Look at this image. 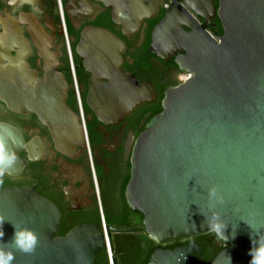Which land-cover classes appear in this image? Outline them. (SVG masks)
<instances>
[{"label": "water", "instance_id": "water-1", "mask_svg": "<svg viewBox=\"0 0 264 264\" xmlns=\"http://www.w3.org/2000/svg\"><path fill=\"white\" fill-rule=\"evenodd\" d=\"M129 1L131 16L120 20L134 28L149 15L141 13L143 0ZM178 1L171 0L153 27L151 49L162 58L174 55L187 77L163 91L160 111L133 140L125 201L141 214L143 230L156 245L148 264H193L202 246L184 243L210 233L207 218L213 214L227 224L226 234L235 229V236L221 241L208 264H229V257L231 264H249L250 233L254 241L264 240V0H218L217 6L212 0H184L202 24ZM215 15L222 32L213 38L205 26ZM32 39L50 70L37 77L25 63L27 41L13 36L7 45L17 50L14 57L5 56L9 65L0 78V100L11 111L36 113L64 152L83 137L82 125L48 63L53 57L47 37L38 32ZM124 50L121 39L101 27L83 29L75 44L88 75L85 103L99 121L116 123L155 98L149 83L121 70ZM0 143L14 156L3 173H19L25 165L18 156L24 146L20 132L0 123ZM0 216L6 220L0 247L12 252L11 264H96V254L106 249L95 224L57 235L59 210L27 186L0 190ZM10 222L36 234L32 252L11 242ZM105 229L112 251L110 233L133 228ZM111 261L117 264L114 257Z\"/></svg>", "mask_w": 264, "mask_h": 264}, {"label": "flooded vegetation", "instance_id": "flooded-vegetation-1", "mask_svg": "<svg viewBox=\"0 0 264 264\" xmlns=\"http://www.w3.org/2000/svg\"><path fill=\"white\" fill-rule=\"evenodd\" d=\"M212 2L217 6L218 0ZM129 3V0H0V78L9 65L6 57H14L16 54L17 47L7 45L15 35L24 38L29 45L25 51V63L35 71L37 77L43 78L46 75V71L50 69L40 55V46L35 45L32 39V35L40 32L49 41L47 53L53 59L48 63L57 79L66 86V104L72 113L78 114L68 75L70 69L66 63L68 57L64 33L71 50V45L75 48L83 29L101 27L117 35L125 45L121 70L130 73L139 83H149L155 92V98L162 96L166 88L182 80L174 55L162 58L151 49L153 27L164 16L171 0H143L141 13L149 17L143 18L134 28L120 20L131 16ZM178 3L197 24L205 21L184 0H179ZM205 31L213 38L221 34V25L216 15L205 26ZM124 32L129 33V37H125ZM76 57L77 62L72 54L75 75L78 72L80 76L79 79L76 76V79L81 104L82 97L85 104H82L83 137L73 140L72 147L64 152L57 148L48 126L36 113L11 111L0 100V123L12 125L20 132L24 146L19 150L18 156L25 161L22 170L15 175L0 173V190L12 186H27L52 201L61 215L57 235H63L75 225H98V217L101 219L102 215L105 221V213L110 214L115 221L123 220L124 202L120 186L127 174L131 145L144 121L142 111L137 108L116 123L99 121L85 103L88 75L77 55ZM130 218L133 223L137 214H130ZM127 228L140 233L137 226ZM132 237L138 240V236ZM204 238L213 251L222 248V243L219 246L211 232L184 244L201 245V252ZM143 244L141 243L144 247ZM175 245L177 244L167 248ZM155 247L156 245L152 249Z\"/></svg>", "mask_w": 264, "mask_h": 264}, {"label": "trees", "instance_id": "trees-1", "mask_svg": "<svg viewBox=\"0 0 264 264\" xmlns=\"http://www.w3.org/2000/svg\"><path fill=\"white\" fill-rule=\"evenodd\" d=\"M221 32V31H220ZM71 50L73 54V59L75 62H77V57L74 52V45H71ZM66 58V54H65ZM66 63L68 65V60L66 58ZM69 75V80L71 82V76ZM77 79H79V74L76 72ZM161 95L156 97L153 101L145 103L141 105L140 107L137 108V110H141L143 115H144V121L138 131V133L143 129L145 123L157 112L160 111L161 106H160V99ZM73 101H74V106L75 109L77 110L76 106V99L75 96L73 95ZM82 104H84V99L82 97ZM137 133V135H138ZM129 177V161L127 165V174L123 178L120 186V194L122 197V200L124 202V209H123V220L118 219L114 220L110 214L105 213V225H113L116 227H132V226H137L140 228V233L139 232H132V231H114L110 233L111 237V244H112V251H111V256L116 259L117 264H148V257L149 254L152 250V248L155 246V244L148 238L146 233L143 230V225L141 223L142 216L141 214L137 212H133L128 205L125 203L124 200V186L128 180ZM136 213L137 218L134 220L132 223L130 214ZM98 226L101 228V219L98 217ZM138 236V240L136 238H133L132 236ZM219 242V246L221 241L217 240ZM141 243H144V247L141 245ZM171 246V245H169ZM217 252V251H216ZM213 251L208 242L207 239H203V248L195 258L192 259L193 264H208L213 256L216 253ZM96 263L98 264H108V258L106 251H100L96 254Z\"/></svg>", "mask_w": 264, "mask_h": 264}, {"label": "clouds", "instance_id": "clouds-1", "mask_svg": "<svg viewBox=\"0 0 264 264\" xmlns=\"http://www.w3.org/2000/svg\"><path fill=\"white\" fill-rule=\"evenodd\" d=\"M13 159L14 156L6 152L4 150L3 143H0V173L4 172L5 166H7ZM5 221L6 220L0 216V240H3V224ZM11 225L13 227V234L10 238L11 242L23 252H32L37 243L36 234L27 227H18L13 223H11ZM207 227L214 237L223 243L229 240L230 237L235 236V229H233L231 233L226 234L227 224L219 219V216L216 214H213L211 217L207 218ZM250 240L252 246L249 249V264H264V240L254 241L252 238V233H250ZM13 258V254L10 250H8L6 247H0V264H11ZM229 264H231L230 257Z\"/></svg>", "mask_w": 264, "mask_h": 264}, {"label": "built area", "instance_id": "built-area-1", "mask_svg": "<svg viewBox=\"0 0 264 264\" xmlns=\"http://www.w3.org/2000/svg\"><path fill=\"white\" fill-rule=\"evenodd\" d=\"M62 19V18H61ZM63 21V20H62ZM64 41H65V46H66V52H67V57H68V65H69V69H70V75H71V84H72V88H73V93L76 99V104H77V110H78V116L80 119V122L82 124V126L84 127V115H83V110H82V104H81V97H80V92H79V88H78V83H77V79H76V75L74 72V63H73V59H72V54H71V50H70V46H69V42L66 36V33H64ZM187 77L186 74H182L181 79H185ZM87 152L88 154H90L89 148L87 146ZM101 228L104 234V238L106 241V254H107V258H108V264H112V256H111V251L108 247V242L106 239V225L105 222L103 220V217L101 215Z\"/></svg>", "mask_w": 264, "mask_h": 264}]
</instances>
